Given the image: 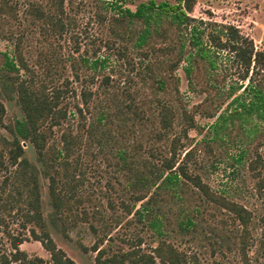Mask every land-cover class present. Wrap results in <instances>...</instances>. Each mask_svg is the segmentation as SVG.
Here are the masks:
<instances>
[{
	"label": "rangeland",
	"instance_id": "obj_1",
	"mask_svg": "<svg viewBox=\"0 0 264 264\" xmlns=\"http://www.w3.org/2000/svg\"><path fill=\"white\" fill-rule=\"evenodd\" d=\"M144 1L9 0L14 4V16L0 15V65L1 53L12 56L13 43L17 42L27 67L18 75L47 91H60L58 107L65 114L55 125L44 124L48 127L46 144L59 147L60 135L66 132L77 137L71 156L79 161L77 212L83 210L86 219L78 221L68 238L56 232L47 222L46 180L39 173L42 217L49 235L76 264H95V252L78 247L81 243L88 248L97 237L95 233L106 234L100 246L108 253L126 251L134 243L141 252L152 254L153 247L164 241L183 253L186 264H242L237 220L205 201L189 183L174 193L166 190L157 195L163 234L152 230L147 218L137 220L134 210L140 202L132 204L128 196L126 183L131 176L124 162L147 175L143 163L158 165L173 155L175 166L182 159L186 171L197 174L211 191L250 211L246 258L248 264H264L260 222L264 215V122L253 118L240 126L234 121L223 134L213 137L210 125L229 100L227 85L235 80V74L228 70L209 72L197 57L191 62L189 76L182 70L187 52L192 51L188 28L192 24L200 27L199 20L233 25L252 40L255 49L264 51V0H192L190 10L185 8L192 22L179 28L163 22L158 34L151 33L137 47L133 43L142 23H117L112 18L119 10H134ZM30 5L41 14L29 12ZM202 41H206L205 35ZM180 42L184 43L181 52ZM98 59L102 62L93 66L92 61ZM159 80L163 88L157 87ZM0 102L4 107L0 123V255L9 260L11 241L22 238L18 249L48 264L47 251L30 234L31 229L35 233L39 230L24 214L29 211L22 200L26 188L13 177L14 167L7 162L1 140L11 138L3 125L21 117L15 100L6 97L1 85ZM158 104L169 106L172 112L165 133L159 123ZM131 105L141 115L139 120L131 115ZM184 112L190 115L193 127L186 126ZM101 114L104 119L98 121ZM20 144L24 157L40 170L30 143L20 140ZM118 152L124 158L120 159ZM144 191L138 187L136 193ZM185 214L194 224L180 229ZM154 264L162 263L155 259Z\"/></svg>",
	"mask_w": 264,
	"mask_h": 264
},
{
	"label": "trees",
	"instance_id": "obj_2",
	"mask_svg": "<svg viewBox=\"0 0 264 264\" xmlns=\"http://www.w3.org/2000/svg\"><path fill=\"white\" fill-rule=\"evenodd\" d=\"M172 1L145 0L137 4L134 10L128 8L119 10L118 16L113 17L112 21L131 23L139 20L142 26L133 43L138 47L147 41L151 33L158 34L163 22L167 21L179 28L193 21L192 17L185 13V8L190 10L192 0ZM14 11V4L9 3V0H0L1 16L13 17ZM29 12L41 14V11L34 5H30ZM198 23L201 28L193 24L188 28V43L192 51L186 54V65L182 67L184 75L187 77L191 74L193 64L191 62L196 59L195 57L205 62L209 72L228 70L234 72L231 74H235V80L227 85L229 100L223 110L215 115L214 121L210 125L212 136L219 137L234 121H237L240 126L249 124L253 118L264 122V51L255 49L252 40L240 34L233 25L202 22L200 20ZM206 26H208V31L205 32ZM203 35L206 36V41H202ZM183 46L184 43L180 42V52ZM17 48V42H14L12 56H8L5 52L1 53L0 85L5 89L6 97L15 100L21 113L20 118H15L11 123L3 125L11 137L10 140L1 137L4 147H6V159L8 164L14 167L13 177L21 181L22 188H26L27 194L22 200H24L29 211L24 214L27 220L33 221L39 230L38 233H35L31 229L30 234L47 251L49 255L48 264H76L66 256L62 249L55 245L49 235L47 224L42 217L38 174L40 173L46 180L49 206V211L46 214L47 222L62 237L68 238V232L76 227L78 221L86 219L83 210H80V213L77 212V206L80 204L77 189L81 184L78 169L79 161L76 157H71L77 137L66 132L60 135L61 144L59 147L46 144V129L48 127H44V124L49 122L50 125H55L58 119L63 118L65 114L58 107L60 91L58 89L47 91L43 85L37 87L32 82L20 77L18 71H26L27 67ZM221 54L223 55L221 56ZM226 61L230 63H226ZM101 62L100 59L92 61L93 66L96 67ZM9 72H14V74L9 75ZM157 84L158 88H163L162 80H159ZM158 105L157 114L160 127L164 130L162 133H165V129L170 126L172 112L169 106ZM131 106L128 107L131 110V115L139 120L141 115L135 107ZM77 111L80 113L79 108ZM3 113L4 107L0 102V123ZM214 114L210 116H214ZM183 117L187 121V127L194 126L190 115L184 112ZM102 119H104V114L97 117L98 121ZM157 134H160V131H157ZM20 140L30 143L35 160L41 166L40 170L24 157ZM118 154H120V159L124 158L122 153L118 152ZM181 160L175 166L172 155L163 158L158 165L148 163L146 166L143 163V168L147 167V175L141 169L134 170L133 165L128 161L124 162L125 165L127 164L126 169L130 171L131 176L126 183L127 189L130 190L128 196L132 200V204L140 202L139 207L134 210L137 220L147 218V225L157 234H163L161 230L163 215H161L159 206L156 205L157 195L161 191L166 192V190L174 193L179 190L182 184L189 183L193 188H196L205 201L215 204L227 212L231 218L237 220L240 226L237 245L241 255V263L248 264L246 248L249 245L250 211L241 204L211 191L197 174H190L186 171L183 162L180 163ZM138 187L140 189L145 188V191L136 193ZM150 188L152 191L149 193ZM17 194L21 195L22 192L17 190ZM124 207L129 211L125 205ZM260 222L264 228V215L260 218ZM179 224L180 229H188L194 223L190 216L185 214ZM89 227L95 233L96 230L92 225ZM95 235L97 236L96 239L88 248L78 243L80 250L86 252L89 249L95 252L93 257L95 264H154L155 259L162 264H186L183 253L164 241H160L153 247L152 254L141 252L138 247L139 244L134 243H130L132 247L126 251L108 253L105 247L100 246L104 239L103 236L106 234L98 236L95 233ZM22 240V238H14L11 241L13 251L9 253V260L5 255H0V264H9L10 261H19L21 264H47L41 257H27L23 251L18 249V244Z\"/></svg>",
	"mask_w": 264,
	"mask_h": 264
}]
</instances>
